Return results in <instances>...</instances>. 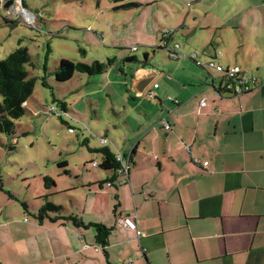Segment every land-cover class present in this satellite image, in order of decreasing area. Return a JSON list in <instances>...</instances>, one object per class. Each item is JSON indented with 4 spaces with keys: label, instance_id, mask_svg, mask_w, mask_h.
<instances>
[{
    "label": "crops",
    "instance_id": "obj_1",
    "mask_svg": "<svg viewBox=\"0 0 264 264\" xmlns=\"http://www.w3.org/2000/svg\"><path fill=\"white\" fill-rule=\"evenodd\" d=\"M144 1L154 14L157 31L137 41L153 55L144 50L143 60L130 75L122 130L112 123L124 140L122 148L115 143L113 149L132 153L127 182L117 187L101 183L109 176L104 171L94 183L82 181L88 193L78 213H61L77 215L82 226L39 220L36 215L21 219L20 209L11 205L13 194L8 199L0 196V264H264L262 73L254 62V67L239 65V49L227 48L226 39L217 35L199 41L192 36L225 28L255 34L264 26L255 11L259 5L253 0H195L201 19L190 24L189 15L174 2ZM204 2L207 5L201 7ZM246 10L248 22L234 17ZM231 19L237 22L229 24ZM163 28L175 29L172 38L183 54L169 69L162 60H152L154 50L161 47L157 35ZM192 54L199 61L213 58L225 67L249 70L256 77L255 88L236 96L219 94L218 76L193 67ZM242 59L249 62L246 56ZM144 65L158 70L152 80L158 83L155 102L145 96L149 85L142 95L134 93ZM118 109L113 111L119 116ZM161 118L170 123V130L158 125ZM67 166L66 162L63 170ZM53 187L45 192L49 195ZM134 214L144 233L139 238L134 229L117 223V217ZM93 223L111 228L104 248L95 240Z\"/></svg>",
    "mask_w": 264,
    "mask_h": 264
},
{
    "label": "rangeland",
    "instance_id": "obj_2",
    "mask_svg": "<svg viewBox=\"0 0 264 264\" xmlns=\"http://www.w3.org/2000/svg\"><path fill=\"white\" fill-rule=\"evenodd\" d=\"M169 1L174 2L183 15H189L188 23L195 24V20L201 19V15L196 14L195 0H165L166 4ZM261 1H252L259 5L255 11L260 25L264 20ZM130 2H138L140 6H123ZM144 2L24 0L26 9L34 16L33 22L28 23L24 17L32 18V15L25 10L22 12L18 3L4 7L0 0V60L16 47H26L32 63L27 68L35 79L33 93L25 103L27 109L14 121V137L0 132V196L8 199L9 194H13L11 205L20 209L21 219L31 220L45 203L44 200L61 206L63 214L68 210L78 213L76 210L88 193L82 181L91 180L94 183L97 176L103 174L99 166L91 167V162L100 164L101 159L100 154L90 152V148L103 146L99 142L100 137H106L109 141L106 145L112 149L116 147L115 143L122 148L124 140L114 132L112 123L117 122L122 130V112L127 107L125 94L130 75L143 60V51L149 50L139 45L137 40L153 37L157 31L154 14ZM165 2L160 0L159 5ZM204 5H207L206 2L201 7ZM247 12L234 17L248 22ZM232 19L229 24L237 22V19ZM217 35L229 42L227 48L239 49V65L258 66L264 80V26H260L255 34H250L246 29L240 32L225 28L192 36L201 41L202 38ZM157 36L160 43V31ZM132 46H136L137 50H132ZM81 48L84 53L80 52ZM154 51L156 56L152 60H162L168 69L171 63L177 62L170 60L163 48ZM149 52L152 56L151 49ZM243 56L249 58L246 65ZM127 57L135 60L126 61ZM108 58H114V63L103 74L89 76L75 72L68 81L55 79L54 72L61 59L90 64L94 60L106 62ZM201 61L205 62L203 59ZM191 63L195 68H202L193 60ZM157 68L160 70V67ZM44 76L47 86L42 84ZM57 100L66 104V114L61 111ZM51 107L56 108V112L51 113ZM115 107L119 108V116L113 111ZM62 161L68 163V173L59 166ZM44 176L54 180L49 195L44 189ZM68 186L78 188L63 191ZM45 195H48L46 199L40 198ZM25 205L30 213L26 212Z\"/></svg>",
    "mask_w": 264,
    "mask_h": 264
},
{
    "label": "trees",
    "instance_id": "obj_3",
    "mask_svg": "<svg viewBox=\"0 0 264 264\" xmlns=\"http://www.w3.org/2000/svg\"><path fill=\"white\" fill-rule=\"evenodd\" d=\"M5 1L7 0H3L1 2L2 6ZM22 5L26 8L24 0H22ZM123 6L137 7L140 6V3L130 2ZM80 52L84 53L85 51L81 48ZM125 60L130 61L135 60V58L127 57ZM113 63L114 58H108L106 62L94 60L90 64L80 61L72 62L66 59H61L54 72V76L55 79L60 82L70 80L75 72L95 76L107 72ZM31 65V56L28 49L22 46L16 47L6 57L0 60V132L12 138L15 133L14 121L25 113L27 109L25 103L33 93L35 79L30 75L27 68V66ZM45 77L46 76L43 77L42 84L47 86ZM218 91L219 94L223 93L221 88H219ZM57 101L60 104L61 111L63 113H67L66 104L61 100ZM58 117L61 118V115L58 114ZM90 152H97L101 155L100 164L98 166L105 173L109 174V176L101 183H105L106 185L108 183V186L117 187V185H122L127 182L128 176L126 177V174H118L119 163L116 161V151L114 149L105 144L100 147L90 148ZM130 156L132 163V153ZM59 166H66V162H60ZM64 172L67 171L64 170ZM119 180H123L122 184H119ZM43 184L45 189H50L54 186V180L48 176H44ZM47 196H43V198L46 199ZM61 210V206L45 200V203L39 208L36 217L39 220L48 218L51 221L63 220L71 222L75 226L83 225L80 217L73 214L61 215ZM91 225L95 228V240L97 244L104 248L108 244V237L110 235L111 228L106 227L101 223H93ZM105 252L106 251L104 250V253Z\"/></svg>",
    "mask_w": 264,
    "mask_h": 264
},
{
    "label": "built area",
    "instance_id": "obj_4",
    "mask_svg": "<svg viewBox=\"0 0 264 264\" xmlns=\"http://www.w3.org/2000/svg\"><path fill=\"white\" fill-rule=\"evenodd\" d=\"M3 0H1L2 2ZM13 3H18L21 8V11L24 10L27 11L32 15V18L24 17L28 23H32L34 20V16L31 12H29L26 8L22 5V0H13ZM17 4V5H18ZM18 8V7H17ZM175 32V29L173 28H163L160 31V43L159 45L167 51L168 58L170 60H177L183 57V54L180 51V44L173 40L172 36ZM132 50H136V46H132ZM192 59L196 63V65L201 66L205 68L208 71H212L211 73L213 75L218 76L220 82H221V89L224 94L230 95V96H236L241 95L244 93H248L252 91L257 83L256 77L252 75V73L239 66H231V67H225L219 63L216 62V59H208L206 62H201L198 59H196L195 54H192ZM169 77V76H166ZM158 87L157 82H151L149 84V87L145 90V96L149 99H155V89ZM169 100L174 102L175 104L178 103V100L168 96ZM200 107L205 105V99H201L199 103ZM51 113L56 112V109L54 107H51L49 110ZM66 114V113H65ZM158 125L163 128L164 130H170L171 125L170 123L165 119L161 118L158 121ZM99 142L102 145L108 144L109 141L106 137H100ZM116 161L119 163V169L118 174L119 175H125L128 176V172L131 168V153H122L120 151H116ZM99 164L95 161L91 162V167H97ZM123 180H119V184H122ZM108 185V183H107ZM117 223L123 224L127 227H130L135 230L137 238L142 236L144 233L141 232L137 228V224L135 222V214L134 215H128V216H119L117 217Z\"/></svg>",
    "mask_w": 264,
    "mask_h": 264
},
{
    "label": "water",
    "instance_id": "obj_5",
    "mask_svg": "<svg viewBox=\"0 0 264 264\" xmlns=\"http://www.w3.org/2000/svg\"><path fill=\"white\" fill-rule=\"evenodd\" d=\"M13 4V0H7L4 3V7H9ZM144 71L141 73L142 75L137 77L134 84V93L137 95H142L144 89L152 82L157 74L158 70L152 65H144Z\"/></svg>",
    "mask_w": 264,
    "mask_h": 264
},
{
    "label": "bare ground",
    "instance_id": "obj_6",
    "mask_svg": "<svg viewBox=\"0 0 264 264\" xmlns=\"http://www.w3.org/2000/svg\"><path fill=\"white\" fill-rule=\"evenodd\" d=\"M26 15H28V14L26 13Z\"/></svg>",
    "mask_w": 264,
    "mask_h": 264
}]
</instances>
